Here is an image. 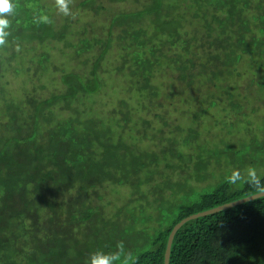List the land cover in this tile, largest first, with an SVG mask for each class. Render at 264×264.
Segmentation results:
<instances>
[{
  "label": "trees",
  "instance_id": "trees-1",
  "mask_svg": "<svg viewBox=\"0 0 264 264\" xmlns=\"http://www.w3.org/2000/svg\"><path fill=\"white\" fill-rule=\"evenodd\" d=\"M48 1L14 0L8 43L0 48V77L14 56L10 49L64 42L70 21L56 29ZM108 3L138 8L111 12ZM79 6L108 20L103 38L83 32L74 45L91 71L61 74L60 94L36 98L29 92L22 100L29 111L11 103L4 107L7 119L0 118V264H88L90 254L114 252L121 241L135 264H163L168 234L180 220L258 193L247 183H228L233 170L246 175L255 168L264 184V136L239 148L240 142L198 145L202 117L218 106L210 94L201 96L221 89L241 60L250 59L251 72L261 71L264 80V0H81ZM43 15L50 23L36 22ZM113 48L115 66L102 71ZM47 55L36 56L34 72L45 75ZM161 71H172L177 88L205 105L190 111L193 126L169 129L171 103L165 107L160 100L156 80ZM101 72L125 79L127 100L112 98L113 125L123 130L140 120L149 126L142 118L131 122L132 111L160 109L152 118L160 125L154 135L140 132L133 144L114 139L111 125L83 118L74 105L100 91ZM246 93L236 97L224 90V111L240 110L238 99L243 102ZM56 107L64 113L54 117ZM107 186L130 191L126 206L149 197L151 203L107 216L113 205L101 193ZM146 219H154L155 227L136 226ZM169 264H264V197L183 225Z\"/></svg>",
  "mask_w": 264,
  "mask_h": 264
},
{
  "label": "rangeland",
  "instance_id": "rangeland-1",
  "mask_svg": "<svg viewBox=\"0 0 264 264\" xmlns=\"http://www.w3.org/2000/svg\"><path fill=\"white\" fill-rule=\"evenodd\" d=\"M80 1L81 0H72L70 6L71 14L68 16L63 15L57 10L54 0L48 1V8H50L49 12L53 14L56 29L60 30L61 25L64 24L66 20L70 21L64 42L51 43L49 46H46V48H40L38 45L32 44L28 48L27 45H24L19 48V51H17V48L9 50V54L12 55V53H14V56L11 62L8 61L9 64L3 68L0 77V118L3 117L7 119L4 107L11 103H15L19 110L29 111L30 107L22 103L23 97L29 92L30 94L34 92L36 98H45L50 95L60 94L63 86L59 83L58 77L61 74L68 72L82 74L91 71V67L88 64L83 65L79 62L74 45L77 44L83 32L92 36L96 34V39L98 40L103 38L100 30H107L108 20L104 16L93 15V13L82 9L79 6ZM136 8H138L137 5L127 6L125 4L118 5L108 3V9L111 10V12H119L121 10L132 11ZM85 27H87V29H85ZM30 47H33V49H30ZM91 50H95V47ZM40 52L48 53L47 60L49 63L45 65L46 73L44 76L41 75L42 71L34 72L33 67L37 59L36 56ZM94 52L95 51H91L85 58H90ZM110 52H112V54L110 56L108 55L107 60L103 63L101 68L102 71H105V69L111 70L115 66L117 53L114 48L111 49ZM250 61V59L245 61L241 60L235 70L229 74L227 80L221 84V89L215 90L212 94L207 92V94L199 98L203 100L210 94L215 98L218 106L211 108L207 116L202 117V123L198 127L200 130L198 145L208 146L209 144L215 143L221 146L222 143L225 142H240V144L236 146V148H239L242 144H248L252 140L251 137H256L259 140L263 138L264 87L260 85L264 83V80L261 79V71H255V73L251 72L252 69L249 67ZM103 73L104 74H102V72L100 73L104 81V85L101 86L100 91L96 95L81 98L74 105L76 107L78 103V110L82 113L83 118L95 117L101 120L103 127H109L111 125L114 131V139H123L133 144L137 142L140 132H145L148 136L154 135L160 125L154 124L152 118L154 114L163 111L160 109L155 110L151 108L145 110L143 113L140 108L139 111H132L133 116L131 122H138V119L142 118L151 122L149 126L142 123L140 124V120L138 122L139 124H126V128L123 130L121 129L122 124L118 127L113 125L117 122V119L112 115V110L115 106L112 98L115 99V96H117L118 98H125L127 100L125 91L126 86L124 84L125 79L122 77V74L119 73ZM172 75V71H161L156 79L160 100L165 107H168L171 103L166 114L170 123L169 129L173 130L177 125L193 126L189 114L190 111L198 109L197 104L200 103V100H192V92L187 91L186 88L182 90L178 89V83L173 80ZM245 82H250L252 87L248 88ZM111 84H117L115 89H112ZM224 90L233 93L236 97L238 93H240V90L247 92L246 95H248L243 102L240 97L238 99L241 105L240 110L224 111L228 103V97L223 94ZM208 102L209 100L207 103ZM199 105L205 107V105L201 103ZM98 106L100 107L98 108ZM133 106L137 108V106ZM50 112L54 117L57 114L64 113L59 107L51 109ZM148 112H150V115L147 114ZM109 113L112 118L107 121ZM107 122L110 124H107ZM137 144L143 145L141 143ZM147 145L148 143H144V146ZM218 174V172H215V175ZM153 178L158 179L155 175ZM142 189L144 190V188ZM101 193H104L106 202H111L113 204L106 208L105 211L107 216H112L117 209L120 208L123 212H125V210H131V208H133L134 211H138L137 207L140 203H144L145 201L150 202L152 200V198L149 197L147 200L141 202L137 201V203H131L126 206L129 201L128 199H132V197L130 196V191L125 187L107 186ZM136 226L155 227L154 219H151L149 222L146 219V222L143 224L137 222ZM147 234L153 235L152 231H148ZM125 243L132 244L130 240H126ZM149 248V245H147L146 249Z\"/></svg>",
  "mask_w": 264,
  "mask_h": 264
},
{
  "label": "clouds",
  "instance_id": "clouds-1",
  "mask_svg": "<svg viewBox=\"0 0 264 264\" xmlns=\"http://www.w3.org/2000/svg\"><path fill=\"white\" fill-rule=\"evenodd\" d=\"M72 0H55L57 10L65 16L71 14ZM17 4L14 0H0V48L6 47L8 37L10 35V17L16 13ZM37 23H50L47 15L41 16ZM19 51V48H17ZM228 183H247L251 185L258 194H264V184L261 183L255 168L249 167L246 170V175H243L240 170H233L231 175L227 177ZM117 250L114 252H104L97 250L90 254L88 264H135V258L131 252L125 251L124 243L121 241L116 246Z\"/></svg>",
  "mask_w": 264,
  "mask_h": 264
},
{
  "label": "water",
  "instance_id": "water-1",
  "mask_svg": "<svg viewBox=\"0 0 264 264\" xmlns=\"http://www.w3.org/2000/svg\"><path fill=\"white\" fill-rule=\"evenodd\" d=\"M264 197V194H252L234 201H231L229 203H225L223 205L214 207V208H210L208 210L196 213V214H192L182 220H180L169 232L167 240H166V245H165V250H164V255H163V264H169L170 261V254H171V248H172V243L174 240V237L176 235V233L178 232V230L185 225L186 223L192 221V220H196L198 218L201 217H205V216H209V215H213L216 214L218 212L221 211H225L234 207H237L239 205L254 201L256 199L262 198Z\"/></svg>",
  "mask_w": 264,
  "mask_h": 264
}]
</instances>
